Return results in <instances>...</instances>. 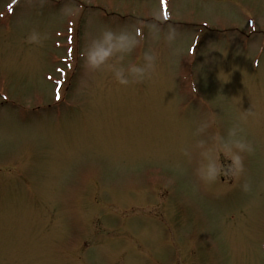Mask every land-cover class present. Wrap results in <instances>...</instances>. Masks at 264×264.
<instances>
[{"label":"rangeland","instance_id":"rangeland-1","mask_svg":"<svg viewBox=\"0 0 264 264\" xmlns=\"http://www.w3.org/2000/svg\"><path fill=\"white\" fill-rule=\"evenodd\" d=\"M0 264H264V0H0Z\"/></svg>","mask_w":264,"mask_h":264},{"label":"clouds","instance_id":"clouds-1","mask_svg":"<svg viewBox=\"0 0 264 264\" xmlns=\"http://www.w3.org/2000/svg\"><path fill=\"white\" fill-rule=\"evenodd\" d=\"M156 27V26H154ZM158 30V29H157ZM35 39V37H32ZM165 39L169 42H173L177 39L176 30L171 28L165 36ZM137 43L135 37L129 33L116 34L112 31H105L100 38V41H94V44H98L97 47H90L86 52L87 62L93 66L98 67L103 63L110 55L113 54V50L127 51ZM156 56L154 53L146 52L144 54L143 64H133L127 69L128 76L123 74V70H118L116 75L121 83H128L129 77L132 80H142L155 69ZM239 143V142H238ZM243 147L242 144H239Z\"/></svg>","mask_w":264,"mask_h":264}]
</instances>
